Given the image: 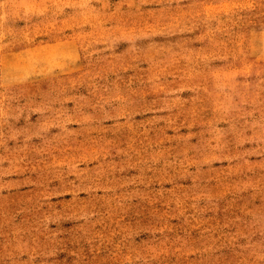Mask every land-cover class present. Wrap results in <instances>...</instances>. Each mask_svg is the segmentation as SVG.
Returning <instances> with one entry per match:
<instances>
[{"label":"rangeland","instance_id":"374dc122","mask_svg":"<svg viewBox=\"0 0 264 264\" xmlns=\"http://www.w3.org/2000/svg\"><path fill=\"white\" fill-rule=\"evenodd\" d=\"M0 264H264V0H0Z\"/></svg>","mask_w":264,"mask_h":264}]
</instances>
